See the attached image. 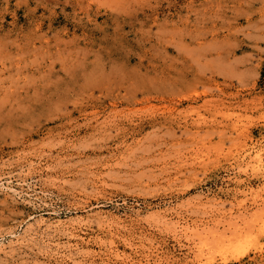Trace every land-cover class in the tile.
I'll list each match as a JSON object with an SVG mask.
<instances>
[{
    "label": "rangeland",
    "instance_id": "374dc122",
    "mask_svg": "<svg viewBox=\"0 0 264 264\" xmlns=\"http://www.w3.org/2000/svg\"><path fill=\"white\" fill-rule=\"evenodd\" d=\"M264 0H0V264H264Z\"/></svg>",
    "mask_w": 264,
    "mask_h": 264
},
{
    "label": "bare ground",
    "instance_id": "6f19581e",
    "mask_svg": "<svg viewBox=\"0 0 264 264\" xmlns=\"http://www.w3.org/2000/svg\"><path fill=\"white\" fill-rule=\"evenodd\" d=\"M254 156V169L264 173V148H258L253 152Z\"/></svg>",
    "mask_w": 264,
    "mask_h": 264
}]
</instances>
